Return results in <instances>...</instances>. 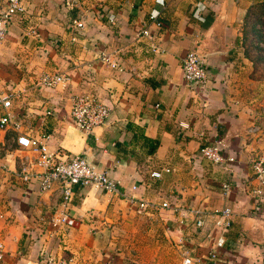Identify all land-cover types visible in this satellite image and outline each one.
<instances>
[{"label": "crops", "instance_id": "obj_1", "mask_svg": "<svg viewBox=\"0 0 264 264\" xmlns=\"http://www.w3.org/2000/svg\"><path fill=\"white\" fill-rule=\"evenodd\" d=\"M25 12L0 40V264H39L41 251L69 264H184L207 256L216 208L233 220L217 264H264V185L251 161L264 160V58L258 32L264 0H24ZM6 0H0V11ZM160 11L161 24L151 18ZM115 13L116 24L108 16ZM84 27L74 31L71 23ZM148 27L153 35H141ZM159 48L154 51L153 45ZM196 50L209 82L190 89L182 60ZM112 53L123 70L100 58ZM61 73L53 87L41 76ZM92 93L111 107L91 133L73 117V98ZM50 135L49 148L85 155L120 183L117 192L75 187L73 225L57 232L47 221L56 189L42 190L37 154L19 136ZM217 136L235 156L231 169L197 158ZM169 166L157 178L153 170ZM26 169V168H25ZM229 185L226 191L224 185ZM133 186H137L133 189ZM149 203L139 209V201ZM164 202L167 207L162 206ZM196 210L205 224L196 225Z\"/></svg>", "mask_w": 264, "mask_h": 264}, {"label": "built area", "instance_id": "obj_2", "mask_svg": "<svg viewBox=\"0 0 264 264\" xmlns=\"http://www.w3.org/2000/svg\"><path fill=\"white\" fill-rule=\"evenodd\" d=\"M26 10L24 0H6V8L0 11V40H4L8 35V23L17 14H22ZM151 18L161 24L160 11L152 10ZM111 24H116L117 16L111 13L108 16ZM74 31L79 32L84 27L81 20H74L71 23ZM141 35L153 38L152 33L148 27L141 30ZM159 47L154 44V51H158ZM101 60L108 63L114 68L123 70L122 65L112 53L101 52ZM183 77L186 85L190 89H204L209 82V72L205 62L200 57L196 50H189L186 52L182 60ZM67 80V76L61 73H46L41 76L40 83L45 87H53L60 82ZM0 101L5 107H9L10 98H1ZM111 113V107L105 102L101 101L96 95L92 93H82L73 98L72 117L77 127L85 133H91L93 129L103 124ZM11 113L6 112L0 119V126L5 127L11 121ZM18 143L27 147L32 152L37 154L35 164L39 166L42 171L33 174L25 167L23 178L29 181L31 178L37 177L42 190L56 189L61 195V201L56 210L47 219L50 227L57 232L60 228L73 225V218L70 213V205L73 202L75 195V187L91 186L98 190H106L117 192L120 189V182L111 177L108 171L98 168V166L90 162L85 155L64 156L60 151H51L49 148L50 135L43 134L39 137L19 136ZM228 143L225 138L217 136L213 144L202 146L199 150L197 158L207 159L215 165L231 169L235 156L228 152ZM253 172L260 182V186L256 188L253 193L257 204L261 203L263 197L264 185V160L256 158L251 161ZM171 171L169 166H163L159 169L153 170L151 175L160 178L164 173ZM137 186H133L136 189ZM226 191L229 190V185L225 184ZM149 203L146 200L139 201V209L145 210ZM162 206L167 207L168 203L164 202ZM197 219L196 225L202 227L205 224V216L196 210ZM215 216L213 227L215 228L209 237L213 240L211 250L207 256H194L188 253L184 254V264H217L218 250L226 244V236L230 229L233 220V212L230 208H216L212 212ZM0 217H4L0 215ZM2 249V244H0ZM0 251V259L2 258ZM71 257H63L55 259L49 255L48 250H43L39 256V264H69ZM101 264H112L111 260H106Z\"/></svg>", "mask_w": 264, "mask_h": 264}, {"label": "rangeland", "instance_id": "obj_3", "mask_svg": "<svg viewBox=\"0 0 264 264\" xmlns=\"http://www.w3.org/2000/svg\"><path fill=\"white\" fill-rule=\"evenodd\" d=\"M261 27H262V32H258L259 35H261L260 37V43L261 46H259L260 48H258L259 50V54L261 55L259 58H264V22L261 23Z\"/></svg>", "mask_w": 264, "mask_h": 264}]
</instances>
